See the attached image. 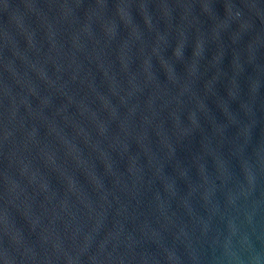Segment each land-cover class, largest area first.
I'll use <instances>...</instances> for the list:
<instances>
[{
  "label": "water",
  "instance_id": "1",
  "mask_svg": "<svg viewBox=\"0 0 264 264\" xmlns=\"http://www.w3.org/2000/svg\"><path fill=\"white\" fill-rule=\"evenodd\" d=\"M0 264H264V0H0Z\"/></svg>",
  "mask_w": 264,
  "mask_h": 264
}]
</instances>
